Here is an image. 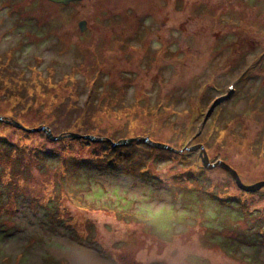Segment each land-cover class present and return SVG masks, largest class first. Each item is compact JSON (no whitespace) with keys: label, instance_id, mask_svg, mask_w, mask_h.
Here are the masks:
<instances>
[{"label":"rangeland","instance_id":"374dc122","mask_svg":"<svg viewBox=\"0 0 264 264\" xmlns=\"http://www.w3.org/2000/svg\"><path fill=\"white\" fill-rule=\"evenodd\" d=\"M0 116L181 150L81 166L83 139L0 127V264H264V188L183 149L264 181V0H0Z\"/></svg>","mask_w":264,"mask_h":264},{"label":"trees","instance_id":"16d2710c","mask_svg":"<svg viewBox=\"0 0 264 264\" xmlns=\"http://www.w3.org/2000/svg\"><path fill=\"white\" fill-rule=\"evenodd\" d=\"M170 8V10H171V7H169ZM170 10H169V12H170ZM155 69V68H154ZM66 110V109H65ZM82 112H85L84 111V109L82 110ZM77 118V117H76ZM6 119H10V118H7V117H2V116H0V127H4V128H6V129H10V130H13V131H15V132H18V133H20L21 135H25V136H27V137H32V136H34L35 138H40L39 137V134H40V132H35V128H30L28 125H23V124H21L20 123V125L22 126V127H24L25 129H27V130H33V131H24V130H20V129H17V128H14V127H12L10 124H9V126L7 127L6 125H5V121H6ZM39 127H43L42 125H40ZM70 125H67V128L66 129H64V130H67V131H69L70 130ZM73 128V127H72ZM42 133V132H41ZM64 134H66V133H58V135H53V136H59V135H64ZM84 135V134H83ZM87 135H91V136H94V135H92L91 133H89V134H87ZM1 137H3L4 138V136L5 135H0ZM38 136V137H37ZM46 138V137H45ZM103 138V137H102ZM4 139H6V138H4ZM47 139V138H46ZM48 142H50V144L51 145H53V144H60V143H62V142H71V140L70 139H63V140H61V141H55V142H52V141H49V140H47ZM80 143H87L88 144V146L90 147H92V146H94V148H93V153L92 154H90L91 156L90 157H88V158H85V159H82V160H76V158L74 159L73 158V160L72 161H75L76 163H79V162H81V166H88L89 164H96L97 163V167H109V168H115L116 166H117V163H116V160L118 159V156L119 155H124V149L122 148V147H125V146H121V145H118V146H115V147H113L112 146V143H116V142H112V141H110V140H108V138H105L104 140H102V141H100L99 143L97 142H90V141H87V140H80L79 141ZM6 143V142H5ZM102 145H106V147L107 148H105V150H106V153L105 154H103V157H102V155L97 151V150H95V148L97 147V146H102ZM137 145H141L142 147H144L145 149L146 148H148V146L147 145H145V144H139V143H137V142H135V143H131V144H129V145H127V146H137ZM126 146V147H127ZM22 148H24V149H22V153L23 154H25L26 152L29 154L30 152H31V150H28V149H25V147H27V146H21ZM185 148V146H183V149ZM152 149V148H151ZM44 151L45 150H43V149H40L38 152H35L34 151V157L35 158H38V154L37 153H41L42 154V157L43 156H45L47 159H50V156L49 155H47V154H44ZM152 152H154V149H152L151 150ZM48 152H50V154H51V156L52 155H57L58 153L55 151V150H53V149H48ZM109 152V154L107 155V153ZM168 152V151H167ZM13 153H15L14 151H13ZM22 153H20L16 158H15V160L13 161V162H11L10 161V158H9V155H10V157H11V154L10 153H8V154H6V162H11L13 165H15L16 166V164H18V165H20V166H24V167H26L25 166V162H24V157L22 156ZM67 153V152H66ZM170 153V152H169ZM171 153H173V152H171ZM40 156V155H39ZM9 158V159H8ZM4 158H2L1 157V160H3ZM103 160H104V164H101L102 162H103ZM67 161H70L69 159H67V158H64V157H62L61 158V162H62V165L63 166H61V167H59V168H57L56 169V171H54V174H53V176L54 177H57V175H58V173H59V175H61V176H63L65 173H66V165H67ZM24 162V163H23ZM61 169V170H60ZM10 177L13 179V177L10 175ZM14 180V179H13ZM7 200H8V198H7ZM6 200V202L3 204V203H1L0 204V211L2 210V208L4 207V206H6L7 204H9L8 203V201ZM49 202H55L56 204H57V209H59L60 208V206H59V203H61L63 200H61L60 198H57L56 197V195H55V192H54V195L51 197V198H49V200H48ZM13 211H16V210H14V207H13ZM263 234V233H262Z\"/></svg>","mask_w":264,"mask_h":264},{"label":"water","instance_id":"95a60500","mask_svg":"<svg viewBox=\"0 0 264 264\" xmlns=\"http://www.w3.org/2000/svg\"><path fill=\"white\" fill-rule=\"evenodd\" d=\"M45 1H47L48 3L54 4V5L68 6L72 3L81 2L82 0H45ZM78 28H79L80 32H84L85 22L84 21L79 22ZM208 112H209V110H208ZM207 117H208V113L206 114V116L203 120V123H204V121L207 120ZM5 122L10 124L12 127L20 129V130L29 131V132L33 131V130L25 129L24 127H22L19 123L15 122V121H12V122L5 121ZM35 132H42L46 136L47 140L52 141V142L61 141L63 139H75V140L83 139V140H87L90 142H99V141H102L105 139V138L104 139L103 138H96L95 136H91V135H81V134H76V133H69V134H64V135H59V136H53L51 131L48 128H45L44 126L35 130ZM135 142H137L139 144H145L152 149H159V150L173 152V153H180L181 152V150H175L174 148H172L166 144H162L159 142H153V141L149 140L148 138L124 139V140H120L116 143H112V146L113 147L118 146V145L126 146V145H129L131 143H135ZM184 150L189 151V152L198 151L199 152V158L201 160L203 168L208 169V170H212L213 168L218 167V168L222 169L231 177V179L234 181L236 187L245 193H256V192H259L261 189L264 188V181H260V182H257L255 184H252V185H244L241 182V180H240L239 176L237 175V173L235 172V170H233L231 167H229L228 165H226L222 161H217L214 164H210L208 159H207V156L205 154V149L201 145L192 146L190 148L185 147Z\"/></svg>","mask_w":264,"mask_h":264},{"label":"flooded vegetation","instance_id":"af4514ba","mask_svg":"<svg viewBox=\"0 0 264 264\" xmlns=\"http://www.w3.org/2000/svg\"><path fill=\"white\" fill-rule=\"evenodd\" d=\"M166 10H167V13H169V10H170V8H169V7H167V9H166Z\"/></svg>","mask_w":264,"mask_h":264}]
</instances>
